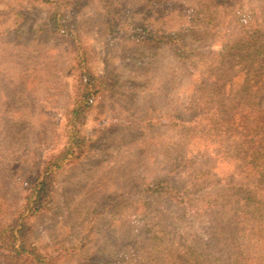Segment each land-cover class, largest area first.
Returning <instances> with one entry per match:
<instances>
[{"label": "rangeland", "instance_id": "374dc122", "mask_svg": "<svg viewBox=\"0 0 264 264\" xmlns=\"http://www.w3.org/2000/svg\"><path fill=\"white\" fill-rule=\"evenodd\" d=\"M179 3L156 14L151 11L148 19L154 27L176 28L183 19ZM44 11L32 0H0V219L15 214L9 212V205L25 196L34 173L67 143L73 63L67 53L48 49L49 43L40 37ZM101 12V0H95L78 20L86 30L97 70L106 49L120 51L116 47L120 34L106 36ZM226 20L237 27L249 19L239 13ZM199 38L192 43L194 48L220 51L218 41ZM142 49L131 44L114 60L122 87L134 81L135 91L130 88L123 98L94 103L85 127L91 138L88 158L81 166H64L49 180V203L54 209L45 211L49 215L44 214L48 217L44 224L27 221V230L35 229L29 238L37 246L55 252L66 248L65 255L73 246L84 245L80 239L86 237L74 226L83 222L85 212L102 211V203L125 196L126 203L105 213L103 223L86 240L91 264H170L168 248L174 243L182 246L195 231L187 233L174 211L169 221L156 214L164 208L157 199L142 205L132 192L159 178L178 176L188 191H200L197 213L228 187L234 166L223 161L216 135L203 130L207 124L203 118L214 114L215 98L210 88L201 85L205 69L195 64L188 72L168 50ZM147 55L154 58L147 69L133 63L136 59L144 63ZM216 180L218 187L213 190L202 187ZM65 256L62 264H76L80 258Z\"/></svg>", "mask_w": 264, "mask_h": 264}, {"label": "trees", "instance_id": "16d2710c", "mask_svg": "<svg viewBox=\"0 0 264 264\" xmlns=\"http://www.w3.org/2000/svg\"><path fill=\"white\" fill-rule=\"evenodd\" d=\"M32 1L45 10L40 37L49 43L47 48L67 53L73 63L67 143L34 173L25 196L9 205V212L15 214L0 219V264H62L66 254L74 259L79 256L76 264L94 262L87 257L90 250H86V240L103 223L105 213L126 203L125 196L102 203V211H86L83 222L74 226L86 237L80 239L85 244L73 246L65 255L66 248L55 252L34 244L29 235L33 237L35 229L32 226L27 230L26 223L34 220L44 224L48 218L44 214L49 215L45 211L54 209L49 203L48 186L54 173L66 165L81 166L88 158L91 138L85 127L94 103L115 96L123 98L125 91H135L134 81L122 87L114 64L121 50L131 44L145 51L168 50L188 72L195 64L205 69L201 85L210 88L215 98L211 104L214 114L203 118L207 124L202 129L216 135L223 161L234 166L228 187L218 189L220 197L214 202L209 200L197 213L194 209L200 191H188L178 176L159 178L132 192L142 205L157 199L164 208L156 214H163L169 221L168 215L174 211L187 233L195 231L191 240L181 242L182 246L174 243L168 248L170 264H264V0H101L105 34H120L116 44L120 51L106 49L98 70L93 66L86 30L78 21L95 0ZM177 1L183 8L180 24L168 30L154 27L148 14H156ZM239 13H246L249 20L237 27L228 25L226 19ZM199 37L204 42L218 41L220 51L200 45L194 48L192 43ZM152 59L147 55L144 63L141 59L133 63L147 69ZM210 182L202 187H218L217 180ZM165 208L169 210L164 212ZM199 217L203 219L200 224Z\"/></svg>", "mask_w": 264, "mask_h": 264}]
</instances>
